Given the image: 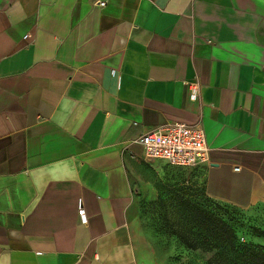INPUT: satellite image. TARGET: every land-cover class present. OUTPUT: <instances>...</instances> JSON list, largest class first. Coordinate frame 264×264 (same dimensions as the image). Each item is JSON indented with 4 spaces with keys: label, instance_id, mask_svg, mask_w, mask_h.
Here are the masks:
<instances>
[{
    "label": "crops",
    "instance_id": "crops-1",
    "mask_svg": "<svg viewBox=\"0 0 264 264\" xmlns=\"http://www.w3.org/2000/svg\"><path fill=\"white\" fill-rule=\"evenodd\" d=\"M172 122L210 199L264 207V0H0V264H140L137 140Z\"/></svg>",
    "mask_w": 264,
    "mask_h": 264
},
{
    "label": "rangeland",
    "instance_id": "rangeland-1",
    "mask_svg": "<svg viewBox=\"0 0 264 264\" xmlns=\"http://www.w3.org/2000/svg\"><path fill=\"white\" fill-rule=\"evenodd\" d=\"M146 167L133 184L129 214L140 264H255L251 253L264 249V207L215 203L201 168Z\"/></svg>",
    "mask_w": 264,
    "mask_h": 264
},
{
    "label": "built area",
    "instance_id": "built-area-1",
    "mask_svg": "<svg viewBox=\"0 0 264 264\" xmlns=\"http://www.w3.org/2000/svg\"><path fill=\"white\" fill-rule=\"evenodd\" d=\"M99 2V6H104ZM29 35L27 36V38ZM190 86H194L191 84ZM192 96L196 89L191 88ZM137 143L142 149L143 161H156L170 166L195 168L209 165V154L204 131L197 126L182 122H172L139 137ZM84 218V209L78 210Z\"/></svg>",
    "mask_w": 264,
    "mask_h": 264
},
{
    "label": "trees",
    "instance_id": "trees-1",
    "mask_svg": "<svg viewBox=\"0 0 264 264\" xmlns=\"http://www.w3.org/2000/svg\"><path fill=\"white\" fill-rule=\"evenodd\" d=\"M197 168V167H195ZM198 168H202V167H198ZM217 203V202H215ZM220 204V203H218ZM223 205V204H220ZM224 225V227L226 228V234L227 237L229 239L230 235H231V230L229 227L226 226L225 223H222ZM253 258L256 260L255 264H264V249L259 250L257 253H251Z\"/></svg>",
    "mask_w": 264,
    "mask_h": 264
}]
</instances>
